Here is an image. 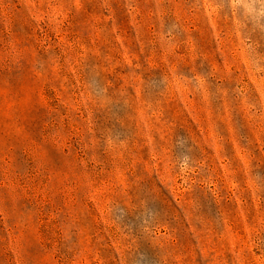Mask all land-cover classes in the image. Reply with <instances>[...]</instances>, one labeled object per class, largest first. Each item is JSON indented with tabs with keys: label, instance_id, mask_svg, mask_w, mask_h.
<instances>
[{
	"label": "rangeland",
	"instance_id": "rangeland-1",
	"mask_svg": "<svg viewBox=\"0 0 264 264\" xmlns=\"http://www.w3.org/2000/svg\"><path fill=\"white\" fill-rule=\"evenodd\" d=\"M0 264H264V0H0Z\"/></svg>",
	"mask_w": 264,
	"mask_h": 264
}]
</instances>
